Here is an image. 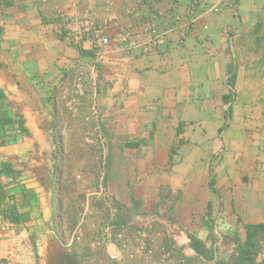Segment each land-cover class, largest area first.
<instances>
[{"label":"crops","instance_id":"1","mask_svg":"<svg viewBox=\"0 0 264 264\" xmlns=\"http://www.w3.org/2000/svg\"><path fill=\"white\" fill-rule=\"evenodd\" d=\"M83 62L100 132L135 169L120 186L136 203L164 198L163 187L169 213L198 209L207 221L220 196L230 222L241 201L263 207L248 222L264 221L254 202L264 188V0H0L1 258L32 264L23 252L48 201L26 164L29 133L48 126L55 86ZM207 226L187 236L206 240Z\"/></svg>","mask_w":264,"mask_h":264},{"label":"rangeland","instance_id":"2","mask_svg":"<svg viewBox=\"0 0 264 264\" xmlns=\"http://www.w3.org/2000/svg\"><path fill=\"white\" fill-rule=\"evenodd\" d=\"M93 77L87 62L80 63L78 71L66 74L48 104L50 123L35 126L34 122L29 133L31 147L26 164L32 174L41 176L39 181L47 192L48 219L43 227L31 230L32 243L23 252L25 261L43 264L46 245L53 240L82 264H213L191 250L187 236L208 225L206 246L215 258L231 264L235 241L243 238V224L259 218L262 205L249 211L241 201L238 212L229 214L234 223L220 211V196L214 211L209 210L207 221L198 209L169 213L165 205L172 195L163 187L160 191L164 198L145 197L147 206L136 203L131 190L120 186L121 177L135 169L125 165L124 158L112 155L111 141L98 127ZM46 144L50 146L47 167L41 165L46 154L42 146ZM254 202H264V188ZM261 248L264 250V245ZM114 251L119 254L118 260L109 256ZM259 259L264 260V251Z\"/></svg>","mask_w":264,"mask_h":264},{"label":"trees","instance_id":"3","mask_svg":"<svg viewBox=\"0 0 264 264\" xmlns=\"http://www.w3.org/2000/svg\"><path fill=\"white\" fill-rule=\"evenodd\" d=\"M80 55L93 57V50H80ZM234 83V72L232 70L230 76L227 79V85L230 88L233 87ZM5 95L0 89V100L4 99ZM229 101V100H228ZM231 101V99H230ZM228 113L230 109L228 108ZM23 121L18 120V125L22 132H26V129L22 125ZM213 182L210 180V187H212ZM209 211V205H208ZM119 224L122 223L121 220H116ZM117 223V224H118ZM189 245L191 250L204 260H212L213 264H225L221 260L215 258L214 253L211 248L207 247L205 240H200L194 235H188ZM264 245V221L260 222H247L243 224V238L241 241H235L234 245V257L231 264H264L263 259H259V255L263 253L261 248Z\"/></svg>","mask_w":264,"mask_h":264},{"label":"water","instance_id":"4","mask_svg":"<svg viewBox=\"0 0 264 264\" xmlns=\"http://www.w3.org/2000/svg\"><path fill=\"white\" fill-rule=\"evenodd\" d=\"M172 230V229H170ZM43 264H82L70 250L64 248L56 241H49L45 248V259Z\"/></svg>","mask_w":264,"mask_h":264},{"label":"built area","instance_id":"5","mask_svg":"<svg viewBox=\"0 0 264 264\" xmlns=\"http://www.w3.org/2000/svg\"><path fill=\"white\" fill-rule=\"evenodd\" d=\"M101 43L103 45L108 44V39L106 37H103L101 39ZM5 228V227H4ZM110 258L113 260H118L119 259V254L117 252H112L110 253ZM0 264H19V261L17 259H12V258H1L0 257Z\"/></svg>","mask_w":264,"mask_h":264}]
</instances>
